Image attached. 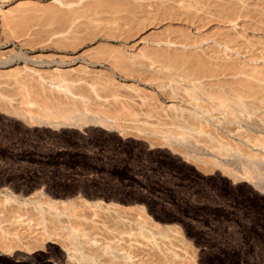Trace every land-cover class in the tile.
<instances>
[{
  "label": "rangeland",
  "instance_id": "374dc122",
  "mask_svg": "<svg viewBox=\"0 0 264 264\" xmlns=\"http://www.w3.org/2000/svg\"><path fill=\"white\" fill-rule=\"evenodd\" d=\"M44 2L0 0V264H264V102L215 105L166 78L147 59L170 33L160 18L110 35L125 59L94 63L100 39L60 29ZM238 42L232 57L264 69V32Z\"/></svg>",
  "mask_w": 264,
  "mask_h": 264
},
{
  "label": "bare ground",
  "instance_id": "6f19581e",
  "mask_svg": "<svg viewBox=\"0 0 264 264\" xmlns=\"http://www.w3.org/2000/svg\"><path fill=\"white\" fill-rule=\"evenodd\" d=\"M24 8H25V6H24ZM17 9H19V8H17ZM40 9L45 13V15L46 14L51 15L54 19H56L55 22L60 20L59 21L60 22V29H63V28L66 29L67 28L65 32H67L68 30H72L73 32H75L76 30H78V32L79 31H81V32L84 31L86 33L89 32V34L87 36H86V34L84 35V36H86L84 38V41H86V42L95 41L96 39L97 40L100 39V40H98L97 44L93 48L94 55L97 56L98 58L92 62L96 63V62L100 61V62H103L105 64H109V65L110 64L115 65V63H117L118 61L120 62V60L122 58L123 59L126 58L124 56V53L120 51L121 49L120 50L118 49V48H121L120 46L118 47L117 45L109 43V41H111V39H112L110 35L116 36L117 33H119L118 35H120V34L124 35V33H129V32H130L129 35H131L132 34L131 32L137 33L138 30L144 28L147 25H151L152 22L153 23L160 22V21H155L156 19L158 20L160 18V19H162V21L166 20V21H168L167 23L169 26L167 28L169 30L168 32H170V33L167 34L165 32L166 34H163L162 36L159 35L157 38L154 35H152V36H154L155 39L154 40L152 39L153 42H151L152 40L150 42L152 43V45H154V46L156 45V46L154 48V46L151 45L152 48H150V49L148 48L149 52H151L149 55L151 57L147 58V59L153 58L152 60L154 63L156 62V64L160 60V63H158L159 64L158 67H160L161 65H163V66H161V68L165 67V68H163L164 70L162 69V73L164 74V76L166 75V76H169V78L178 79L183 84L185 83L186 85L188 82L192 83V86L197 90V92L199 89L196 88V85L201 83L202 86L204 85L205 87L200 89V91L204 94V95H202V93H201L200 98L203 97L205 100H208V101L210 100L211 102L213 100L215 105L216 104L222 105V106L225 105V107H226V105L228 104L227 106L232 105L233 107L238 108V109H239V107H241L244 110H250L251 111V109L254 110V106H257L256 105L257 103L262 104L264 102V69H263V67L260 68L262 65L261 66L258 65L259 67H257V66L255 67V65H253L254 63L252 64L253 66L252 65L248 66V64L245 66L244 63H243V65H241L242 62H240V64H239L238 61L236 60L238 58L234 59L232 57V54H235V53L237 54L239 52L238 46L239 45L243 46L245 44V43L243 44V43L238 42V37L240 35H242V33L247 32V31H251V33L252 32H258L259 33L261 31L264 32V0H51L50 4H46L45 6H41ZM26 10H28V8ZM38 10H37V12H38ZM26 12H28V11H26ZM26 15H27V13H26ZM32 15H34V14H32ZM21 16H23V15H21ZM41 16H43V14ZM51 16H50V18H52ZM28 17H30V14ZM53 18H52V20H53ZM45 19H47V18H45ZM37 20L40 22L41 20H44V17H42L41 20H39V18H37ZM45 22L46 21L44 20V23H42V25L43 24L45 26H46V24L48 25V23H45ZM55 22L51 21V24L53 25ZM27 23H29V22H27ZM178 23H183L187 27L184 26L182 28L181 27L179 28V27H177ZM40 24H41V22L39 23V25ZM51 24L49 22L50 26L48 25L47 27L50 28ZM166 26H167V24H166ZM52 28H53V26H52ZM187 28L194 29V32L200 33V36L195 37V36L189 35L187 32V30H188ZM40 31H41V29H40ZM41 32L43 34V31H41ZM73 32H71L70 34H72ZM49 33H51V32H49ZM38 34H39V32H38ZM44 34H45V31H44ZM46 34H48V33L46 32ZM66 34H69V33H66ZM66 34H64V35H66ZM59 35H60V33H59ZM80 35H83V33ZM106 35H108V36H106ZM37 36H39V35H37ZM68 36H70V35H68ZM68 36H66L67 39H68ZM72 36H74V35H72ZM252 36L254 37V35H251L250 39L253 38ZM66 37H62L63 39L61 38L62 39L61 40L57 36V38H55V39H57V42L63 43L64 40L66 41V39H64ZM74 38L77 40L78 37L76 38L74 36ZM149 38H151V37H149ZM81 39L83 40V38H81ZM116 39H120V38H116ZM261 40L262 39H260V41ZM245 41H247V40H245ZM66 42L64 43L65 45H66ZM74 44H76V43H74ZM204 45L205 46L207 45V47H205ZM253 45H255V44H253ZM147 46H149V45H147ZM249 46L253 47V46H251V43L249 44ZM260 46H261V44H260ZM140 49H141V47H140ZM207 50H208V52H207ZM249 50H250V48H249ZM147 52H145L146 55L148 54ZM251 52H253V50H251ZM255 53L253 55V58L258 59L257 57H259V56L256 55ZM140 54H141V52H140ZM249 54H250V51H249ZM135 55H137V54H135ZM249 56L251 57V55H249ZM142 57H143V55H142ZM119 58H121V59L119 60ZM137 58H135V59H137ZM154 59L158 60V62L154 61ZM141 60H142V58L139 61L141 62ZM147 61H149V60H147ZM145 62H142V65ZM255 62L257 65V61H255ZM148 63H149L148 65H147V63H145L147 65V67L149 65L153 66L152 64H150L151 61ZM124 64H126V63H124ZM140 64L141 63H139V68H141ZM147 67L144 68L145 72H146ZM153 67H155V65ZM130 68H131V66H130ZM149 70H151V68L148 69L147 71H149ZM151 71H149V72H151ZM156 73H157V71H156ZM138 74H139V71H138ZM138 74H136V75H138ZM164 76H163V78H164ZM168 80H170V79H168ZM198 86H200V85H198ZM108 89H109V87H108ZM24 90H26V89H24ZM42 90H44V89H42ZM67 90H69V89H67ZM105 90L106 89H104V91ZM112 92H114V90ZM38 94H41V93H38ZM0 96H2V95L0 94ZM197 96H199V95H197ZM40 97L38 96V98H40ZM53 97L54 98L58 97L55 100H61L59 95L58 96L54 95ZM65 97H66V95H65ZM113 98H115V97H113ZM0 99H1V97H0ZM100 99H101V97H100ZM47 101H45L46 104L48 103ZM33 102H35V101H33ZM58 102L59 101L55 102L56 106L53 105L54 109H56L54 111L60 110V109H58L59 105L60 106L62 105V107H64L65 104L66 105L68 104V103H64V106H63L61 101L59 103ZM41 103H43V102H41ZM4 104H6V103H4ZM43 105H44V103L37 106L39 108V110L41 109L45 113H49V112L52 113L53 112V111H51V109H49V105H46V106L45 105L43 106ZM50 105H52V104L50 103ZM45 107H47V109H45ZM111 107H112V105H111ZM194 107H197V106L194 105ZM170 108H172V107H170ZM29 110H30V108H29ZM62 110H64V109H62ZM228 110H229V108H228ZM206 113H208V112H206ZM176 114H178V113L176 112ZM176 114H175V116H173L174 121L177 122L178 125L181 127H183L185 124L184 127L186 128V126H188L187 122L185 123V120L182 119L183 117L181 118L180 115H176ZM230 114H232V113H230ZM184 116H186V115H184ZM165 118L167 119V117H165ZM156 120H158V119H156ZM152 124L153 123H151V125ZM189 124H191V123H189ZM218 124H220V123H218ZM206 125H207V122H206ZM190 127H188V128H190ZM199 130H200V128H199ZM255 145L256 144H254V146ZM262 157L264 160L263 155H262ZM175 258H177V257H175Z\"/></svg>",
  "mask_w": 264,
  "mask_h": 264
}]
</instances>
